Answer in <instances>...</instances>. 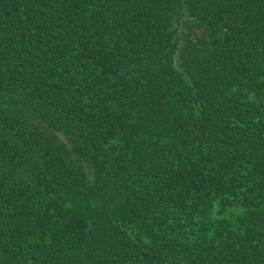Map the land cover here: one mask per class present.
Wrapping results in <instances>:
<instances>
[{
    "label": "trees",
    "instance_id": "trees-1",
    "mask_svg": "<svg viewBox=\"0 0 264 264\" xmlns=\"http://www.w3.org/2000/svg\"><path fill=\"white\" fill-rule=\"evenodd\" d=\"M0 264H264V0H0Z\"/></svg>",
    "mask_w": 264,
    "mask_h": 264
}]
</instances>
